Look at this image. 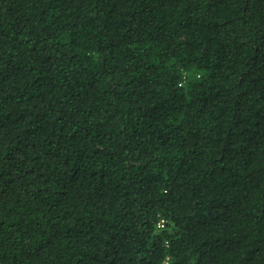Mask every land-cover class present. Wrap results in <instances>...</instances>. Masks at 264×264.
I'll list each match as a JSON object with an SVG mask.
<instances>
[{
  "label": "trees",
  "instance_id": "obj_1",
  "mask_svg": "<svg viewBox=\"0 0 264 264\" xmlns=\"http://www.w3.org/2000/svg\"><path fill=\"white\" fill-rule=\"evenodd\" d=\"M166 259L264 264V0H0V264Z\"/></svg>",
  "mask_w": 264,
  "mask_h": 264
},
{
  "label": "built area",
  "instance_id": "obj_2",
  "mask_svg": "<svg viewBox=\"0 0 264 264\" xmlns=\"http://www.w3.org/2000/svg\"><path fill=\"white\" fill-rule=\"evenodd\" d=\"M163 224H164L163 220H160V221L158 222V226H159L160 228L163 227ZM162 264H167V259H166Z\"/></svg>",
  "mask_w": 264,
  "mask_h": 264
}]
</instances>
